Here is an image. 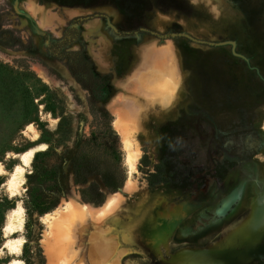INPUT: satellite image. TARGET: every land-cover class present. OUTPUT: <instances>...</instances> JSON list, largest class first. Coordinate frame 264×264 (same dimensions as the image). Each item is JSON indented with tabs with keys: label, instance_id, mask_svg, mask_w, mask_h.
Returning <instances> with one entry per match:
<instances>
[{
	"label": "rangeland",
	"instance_id": "obj_1",
	"mask_svg": "<svg viewBox=\"0 0 264 264\" xmlns=\"http://www.w3.org/2000/svg\"><path fill=\"white\" fill-rule=\"evenodd\" d=\"M149 40L173 42L169 85L142 79ZM61 51L100 77L95 106ZM263 244L264 0H0V264H264Z\"/></svg>",
	"mask_w": 264,
	"mask_h": 264
},
{
	"label": "crops",
	"instance_id": "obj_2",
	"mask_svg": "<svg viewBox=\"0 0 264 264\" xmlns=\"http://www.w3.org/2000/svg\"><path fill=\"white\" fill-rule=\"evenodd\" d=\"M151 42L149 47H141L138 48V50H142L143 58L146 60V55L148 57L147 64H149V70L148 73L144 75V82L150 87H160V85L168 84L169 80L168 78H174L177 79L179 77V64L178 61H176V58L174 57V50L171 45H173V42H167V40H149ZM224 44V43H223ZM169 85V84H168ZM166 93L163 94L165 96ZM163 99V98H160ZM163 101V100H162ZM78 210V213H75L73 215V218H79L81 214H85L81 209L76 208ZM54 221L50 225L51 228H55V230H64L62 228H65L67 224L70 223L69 216H66L64 218L56 217L53 219ZM61 220L64 221L65 226H61ZM83 227V226H81ZM93 236V237H92ZM92 240L93 243L89 246V254L90 257L98 256L99 253L102 255V250L104 245L108 244L107 241L111 240L109 237H107L106 233H101V235L98 234H92ZM261 248V247H260ZM260 248H257L254 251H251L252 254H259L261 252ZM262 248H264V244L262 245ZM228 258L235 259L237 262L241 259V262L243 263L244 259L228 255Z\"/></svg>",
	"mask_w": 264,
	"mask_h": 264
},
{
	"label": "bare ground",
	"instance_id": "obj_3",
	"mask_svg": "<svg viewBox=\"0 0 264 264\" xmlns=\"http://www.w3.org/2000/svg\"><path fill=\"white\" fill-rule=\"evenodd\" d=\"M44 148L43 144H39L29 150H26L20 153L19 160L21 165H16L8 176L7 181L4 183L11 195H16L18 193L19 185L22 182V175L25 171V168L30 164L31 158L34 153L38 150ZM22 209L18 205L16 208L9 210V222L6 224L5 230L8 232H17L23 225V217L21 215ZM23 243L22 238H14L6 240L4 248L9 250L11 253H17L20 250V247ZM8 264H21L17 259L10 261Z\"/></svg>",
	"mask_w": 264,
	"mask_h": 264
},
{
	"label": "trees",
	"instance_id": "obj_4",
	"mask_svg": "<svg viewBox=\"0 0 264 264\" xmlns=\"http://www.w3.org/2000/svg\"><path fill=\"white\" fill-rule=\"evenodd\" d=\"M57 44V41L53 42L52 46H49V49H51V47H55ZM54 53L58 57L64 56L66 58V62L68 63L70 72L74 74L77 80L83 85L84 88H86L89 96V103L95 106L98 102L96 98H98L97 93L98 88H100L99 84L101 85L102 82L100 80V77L93 74L92 70L90 69L89 62L84 59L82 53L79 51H61ZM96 109L105 116L109 115V112L102 106L97 105ZM108 124L109 128H111L110 120ZM117 184V182L113 183L114 186H117Z\"/></svg>",
	"mask_w": 264,
	"mask_h": 264
},
{
	"label": "water",
	"instance_id": "obj_5",
	"mask_svg": "<svg viewBox=\"0 0 264 264\" xmlns=\"http://www.w3.org/2000/svg\"><path fill=\"white\" fill-rule=\"evenodd\" d=\"M2 247V246H1Z\"/></svg>",
	"mask_w": 264,
	"mask_h": 264
}]
</instances>
